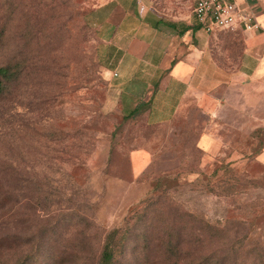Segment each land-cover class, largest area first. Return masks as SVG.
Masks as SVG:
<instances>
[{
	"label": "rangeland",
	"instance_id": "374dc122",
	"mask_svg": "<svg viewBox=\"0 0 264 264\" xmlns=\"http://www.w3.org/2000/svg\"><path fill=\"white\" fill-rule=\"evenodd\" d=\"M86 1L0 0V264H98L114 229L124 234L114 264H192L191 233L202 256L264 264V86L251 108L237 92L248 82L228 77L207 84L203 99L195 87L168 124L126 119ZM135 2L166 21H193L190 0ZM207 133L217 154L198 146ZM226 164L237 182L201 176ZM229 182L235 193L219 189Z\"/></svg>",
	"mask_w": 264,
	"mask_h": 264
},
{
	"label": "crops",
	"instance_id": "0c3cea01",
	"mask_svg": "<svg viewBox=\"0 0 264 264\" xmlns=\"http://www.w3.org/2000/svg\"><path fill=\"white\" fill-rule=\"evenodd\" d=\"M85 4L86 21L101 43L105 77L113 83L123 116L143 106L138 115L149 125L168 124L195 87L203 99L207 84L220 85L228 77L248 82L237 92L246 108L254 106L256 91L264 86V0L237 1L241 17L252 16L259 30H245L239 20L234 31L209 34L194 19L166 21L135 0H91L90 10L89 0ZM231 63L234 73L227 74ZM198 146L209 154L220 149L219 140L208 133L199 137Z\"/></svg>",
	"mask_w": 264,
	"mask_h": 264
},
{
	"label": "trees",
	"instance_id": "16d2710c",
	"mask_svg": "<svg viewBox=\"0 0 264 264\" xmlns=\"http://www.w3.org/2000/svg\"><path fill=\"white\" fill-rule=\"evenodd\" d=\"M7 75H8V69L0 67V91L7 86V83H8L6 80ZM143 110H145V107L141 106L140 108L134 110L133 113L130 114L129 116H124V117L126 119L133 118V117L137 116L139 113H141ZM262 147H264V141L262 143ZM220 174H223V175L232 174L234 181H236L239 178V176L237 174L232 172V170L228 164L223 165V166L222 165L221 166H215L209 176H206L203 174L201 176H203L205 181H209L211 178H215V177L220 176ZM1 181H2V176L0 175V208H1V204L4 203V201H6L5 198H3L6 191H4L2 189L3 185H2ZM163 181H164V179H163ZM224 182H227V181H223L222 183H224ZM236 187H238V186H235L234 183L229 182V183H225L223 188L221 187L219 189H221V191L225 190V191H227V193H230V192L235 193L236 190H234V188L237 189ZM204 189L206 190L207 193L209 192L212 194L216 193V190H218L217 187H215L214 185H211L209 183L204 186ZM189 217H191V221H190L191 224L196 222L197 219H194L192 214H189ZM200 224L204 225V227L201 228L203 230H205V229H209V230L210 229H216V231L219 230V232H220V229H218L215 226L210 225L209 223H207L204 220H200ZM198 229L200 230V228H198ZM216 236H220V239H222V237H223V236L217 235V234H215L214 236L211 235L210 237H212V240H214V237L216 238ZM198 238H199V235H194L193 233H191L190 239L187 242V244H188L187 252H188L189 259L195 261L192 264H226V262L228 260L226 256H220V255L217 256L216 254H209L206 256H204V255L202 256L200 254L202 251H199V248H197L195 246L196 241L198 242V240H199ZM244 238H245V236L242 238L241 237H239V238L234 237V239H236V240H240V239H244ZM4 239L5 238L0 239V247H2V244L5 241ZM123 239H124V234L120 230L114 229V230L109 231V233L106 235L104 246L102 248V252H101L98 264H114L116 252L118 251V247H119L118 242L123 241ZM172 250H173L172 256L176 257V259L179 262L180 259H178V257H179V254L181 252L180 251L181 248H180L178 241L176 244L173 245ZM27 257L28 256H26L24 258V260H22L21 262H18V264H28L31 260H33V259L27 260ZM193 257H194V259H193ZM189 264H191V263H189Z\"/></svg>",
	"mask_w": 264,
	"mask_h": 264
},
{
	"label": "built area",
	"instance_id": "2783aa9c",
	"mask_svg": "<svg viewBox=\"0 0 264 264\" xmlns=\"http://www.w3.org/2000/svg\"><path fill=\"white\" fill-rule=\"evenodd\" d=\"M238 0H190L191 14L197 26L206 33L234 31L239 20L245 30H259L261 27L252 16L241 17Z\"/></svg>",
	"mask_w": 264,
	"mask_h": 264
}]
</instances>
